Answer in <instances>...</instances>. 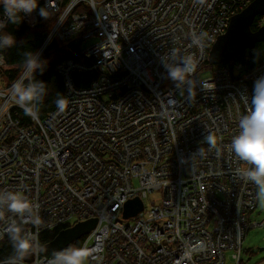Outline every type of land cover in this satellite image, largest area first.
I'll list each match as a JSON object with an SVG mask.
<instances>
[{
	"label": "built area",
	"instance_id": "1",
	"mask_svg": "<svg viewBox=\"0 0 264 264\" xmlns=\"http://www.w3.org/2000/svg\"><path fill=\"white\" fill-rule=\"evenodd\" d=\"M251 1L39 0L54 19L36 52L53 40L83 45L94 38L80 60L56 64L63 111L56 105L43 118L25 114L11 95L13 84L31 78L24 69L0 89V192H20L38 205L42 226L26 228L40 242L44 232L93 217L95 227L71 244L93 249L89 264H242L245 235L262 221L250 218L256 186L239 176L248 165L228 145L250 106L243 96L250 100L264 76V57L249 65L253 45L230 66L203 64L232 16ZM22 21L37 25L39 8ZM194 32L211 40L193 47ZM173 48L199 61L191 88L167 77L162 58ZM91 69L96 79L76 87L72 72ZM207 134L217 137V148H209ZM200 148L203 154H195ZM153 192L161 200L147 207ZM136 197L142 209L123 218L124 203ZM9 218L5 213L0 221V241ZM52 257L40 252L23 264Z\"/></svg>",
	"mask_w": 264,
	"mask_h": 264
},
{
	"label": "clouds",
	"instance_id": "2",
	"mask_svg": "<svg viewBox=\"0 0 264 264\" xmlns=\"http://www.w3.org/2000/svg\"><path fill=\"white\" fill-rule=\"evenodd\" d=\"M199 5H204L207 0H195ZM3 6V20H0V51L7 50L16 44L13 35L4 31L11 23L17 25L23 18L31 15L39 8V15L49 19L47 7H40L39 0H0ZM211 40L207 32L191 34L193 47L202 48ZM198 59L195 55L181 54L173 48L162 58L163 67L167 77L177 87H189L194 85L193 75L198 67ZM47 61L41 58V54L28 51L23 54L22 67L25 73L31 74L27 83L19 80L11 87V95L16 103L24 110L25 114L33 119L38 118L40 106L48 95V86L43 81L35 79L34 73L39 69L41 73L45 70ZM243 99L250 106L246 114L241 115L238 120L239 133L234 135L228 145L229 150L248 167L239 172V176L245 182L256 186L257 199L264 202V76L259 77L255 83L252 95L247 94ZM56 105L63 111L67 106V99L58 94ZM210 149L217 148L218 139L213 134L204 137ZM200 148L195 154H203ZM194 154V155H195ZM5 213L9 214L5 234L7 235L12 254L0 261V264H23L26 258L37 255L44 250L37 236L33 235L27 228V224L39 227L43 220L39 214L37 204L32 203L20 192H0V221H5ZM18 218V219H17ZM96 254L87 245L82 247L68 246L54 252L48 264H89L95 260Z\"/></svg>",
	"mask_w": 264,
	"mask_h": 264
},
{
	"label": "trees",
	"instance_id": "3",
	"mask_svg": "<svg viewBox=\"0 0 264 264\" xmlns=\"http://www.w3.org/2000/svg\"><path fill=\"white\" fill-rule=\"evenodd\" d=\"M1 8H3L2 5H0V9ZM53 19V16H50L49 19H44L39 15V21L34 27L26 26L23 21L17 25L9 23L6 26L5 32L15 37L16 44L13 47L8 48L7 50L1 51L5 61L4 65L9 66L4 71L0 70L1 77L4 81L10 83L17 77L19 70L22 69L23 54L28 51L36 52V50L44 41ZM263 25L264 15L259 14L254 17L251 23V29L256 30ZM82 47L83 45L81 41L77 39H72L66 42H59L57 40H53L47 45L46 49H48V52L49 50L54 52V54H56V58L47 62L46 68L42 73L39 69L34 73L36 80L43 81L48 86V95L46 96L43 104L40 106V118H43L50 110L56 107L57 95H64L65 92L64 80L60 73L57 72L56 64L66 58L80 60V50L82 49ZM254 47L256 48L257 53L254 55H250L251 57H253V59L249 65L255 62V57H264V40L256 42L254 44ZM43 54L41 55V58L45 59V57H43ZM242 55L243 53H241L234 61H239ZM222 64L230 66L232 64V61ZM211 66L214 65L209 64L208 61L205 60L204 67ZM97 75L98 72L94 69H91L84 72L73 71L71 77L76 87L84 88L88 86L94 79H96ZM56 232L57 231L44 232L43 234H41V244L44 245L46 242L51 240L55 236ZM77 244H79V241H75L72 243V245ZM12 251L13 250L10 241L6 235L0 241V261H3L4 258L11 255ZM42 252L44 254L53 256V253L44 251Z\"/></svg>",
	"mask_w": 264,
	"mask_h": 264
},
{
	"label": "water",
	"instance_id": "4",
	"mask_svg": "<svg viewBox=\"0 0 264 264\" xmlns=\"http://www.w3.org/2000/svg\"><path fill=\"white\" fill-rule=\"evenodd\" d=\"M259 14L264 15V0H252L243 10L232 16L225 32L211 45L207 55L208 62L211 65L231 62L246 48L264 40V25L256 30L251 29L254 17ZM142 207L140 198L129 199L123 206V218L134 216ZM96 223V218H89L58 230L55 236L44 244L43 251L54 253L68 247L90 232ZM263 249L264 247L258 248L259 251Z\"/></svg>",
	"mask_w": 264,
	"mask_h": 264
},
{
	"label": "rangeland",
	"instance_id": "5",
	"mask_svg": "<svg viewBox=\"0 0 264 264\" xmlns=\"http://www.w3.org/2000/svg\"><path fill=\"white\" fill-rule=\"evenodd\" d=\"M94 41V38L88 39L83 43V46H86ZM48 49H44L43 57L47 62L51 61L56 58V54ZM47 53V54H46ZM59 55V54H58ZM7 67L4 65L0 68V70L4 71ZM23 71V67L19 70L17 76ZM4 84H7V81H4L0 74V89L5 87ZM161 200V193L160 192H153L147 195L144 199V203L147 207H149L152 201L159 202ZM251 220L256 222L262 221V225L257 227L250 228L245 235V238L242 243V264H257L261 260L264 259V249L259 251V247H264V202L258 200V204L255 210L250 213ZM131 221V220H130ZM231 263V262H230Z\"/></svg>",
	"mask_w": 264,
	"mask_h": 264
},
{
	"label": "bare ground",
	"instance_id": "6",
	"mask_svg": "<svg viewBox=\"0 0 264 264\" xmlns=\"http://www.w3.org/2000/svg\"><path fill=\"white\" fill-rule=\"evenodd\" d=\"M208 55V54H207ZM206 60L208 61V59H207V57H206ZM209 63V62H208ZM210 64V63H209ZM203 66H204V64H203ZM91 218H93V217H91ZM89 219V218H88Z\"/></svg>",
	"mask_w": 264,
	"mask_h": 264
}]
</instances>
